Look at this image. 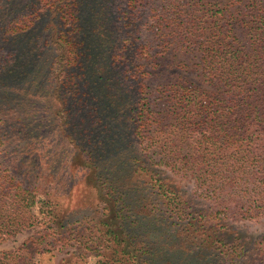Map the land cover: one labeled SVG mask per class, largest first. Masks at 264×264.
Segmentation results:
<instances>
[{"label": "trees", "instance_id": "16d2710c", "mask_svg": "<svg viewBox=\"0 0 264 264\" xmlns=\"http://www.w3.org/2000/svg\"><path fill=\"white\" fill-rule=\"evenodd\" d=\"M170 45L198 52L206 88L147 90L135 58ZM78 168L92 194L71 207ZM262 214L264 6L0 0V241L35 225L0 264L68 246L93 264H264V232L248 245L228 224Z\"/></svg>", "mask_w": 264, "mask_h": 264}, {"label": "rangeland", "instance_id": "374dc122", "mask_svg": "<svg viewBox=\"0 0 264 264\" xmlns=\"http://www.w3.org/2000/svg\"><path fill=\"white\" fill-rule=\"evenodd\" d=\"M225 1V0H222ZM233 4V7H246L256 8L257 6H264V0H226ZM148 17V16H147ZM149 22V19H148ZM146 19H141L140 24L135 28L130 29L128 33V39L126 44L129 47H133L138 41V37H142L144 34H148L146 30ZM149 30V29H148ZM136 61L143 62L142 69L148 73L144 79L148 85L147 90H157L161 85L169 80L183 79L187 82H191L198 87L206 88L207 82L203 78L200 72L199 56L195 49L181 50L176 49L173 45H170L164 52L151 55L149 57L141 58L136 57ZM152 172L159 173L165 181L173 186L180 187L186 191H189L192 187L191 178L186 175H178L175 172L169 170L162 165L150 162ZM84 169L78 168L75 173L74 185L69 189L68 186L64 188V195L62 196L65 201H68L66 196L67 192H70L69 198L72 207L73 202L77 205H83V202L91 199L89 196L92 194L90 187H81L80 181L83 180ZM63 181L65 184H69V178L67 174H64ZM84 195V196H82ZM81 198V199H80ZM77 201V202H76ZM229 224V230L246 241L249 245L251 240L256 236L264 232V214L255 219H241L237 221H231ZM35 225H29L23 227L18 233L7 236L4 240L0 241V250L15 245L24 236L33 231ZM95 256L88 252H85L80 246L64 247L61 250L54 251L48 258L46 255H41L35 260L33 264H93Z\"/></svg>", "mask_w": 264, "mask_h": 264}]
</instances>
